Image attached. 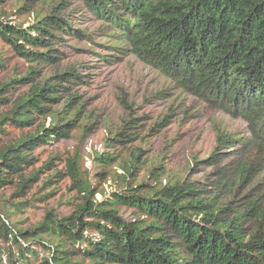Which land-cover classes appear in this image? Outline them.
<instances>
[{"label":"trees","instance_id":"16d2710c","mask_svg":"<svg viewBox=\"0 0 264 264\" xmlns=\"http://www.w3.org/2000/svg\"><path fill=\"white\" fill-rule=\"evenodd\" d=\"M83 2L91 15L115 32L119 45L165 72L183 89L243 118L250 134L244 146L264 153V0ZM64 7V3L49 6L50 12L39 15L27 28L0 18V39L33 65L20 79L0 84V107L11 103L0 114V189L15 185L17 196L38 179L33 173L24 176L35 161L33 152L68 138L82 121L83 104L75 96L69 95L67 104L57 109L60 90H68L62 84L80 79L74 69L43 82L36 76L40 64L56 59L55 50L47 49L62 34L72 39L88 37L59 15ZM30 82L28 92L11 102L8 95L14 85ZM48 118L49 127L38 123ZM9 129L22 134L7 139ZM231 140L220 134L219 149L234 147ZM70 167L79 181L77 160ZM252 169L243 167L241 179H248ZM81 189L84 202L71 218L50 212L34 231H20L2 221L0 238L13 239L14 250H0V264H32L40 250L49 259L39 264H76L74 256L88 259V264H264L260 199L249 202L233 219H225L217 197L206 201L199 191L179 181L162 188L125 187L113 192L105 205L92 202L89 184L82 182Z\"/></svg>","mask_w":264,"mask_h":264},{"label":"rangeland","instance_id":"374dc122","mask_svg":"<svg viewBox=\"0 0 264 264\" xmlns=\"http://www.w3.org/2000/svg\"><path fill=\"white\" fill-rule=\"evenodd\" d=\"M62 3L65 7L59 15L88 37L72 39L62 34L47 49L55 50L56 59L40 64L36 76L43 82L74 69L80 79L62 84L68 90H60L62 101L57 109L67 104L69 95L75 96L83 104L82 121L68 138L33 152L35 161L24 176L33 173L38 179L23 195L17 196L15 185L0 189V225L5 221L20 231H34L50 212L63 218L75 216L85 198L82 182L93 189L92 202L101 205L125 187L162 188L177 181L192 186L206 201L217 197L225 219L241 214L255 199L264 205V153L244 146L250 137L247 122L183 89L165 72L119 45L115 32L91 15L83 0H0V18L27 28L39 15L49 13V6ZM0 61L4 64L0 84L20 79L33 66L1 39ZM31 86V82L15 84L10 101ZM10 106L0 107V114ZM38 123L49 127L51 118ZM21 134L9 129L7 139ZM220 134L232 138L234 147L219 149ZM74 160L80 182L71 174ZM249 166L254 169L242 180L241 169ZM12 240L0 238V250H14ZM44 258L49 256L40 250L32 264ZM73 262L88 264L89 260L74 256Z\"/></svg>","mask_w":264,"mask_h":264}]
</instances>
